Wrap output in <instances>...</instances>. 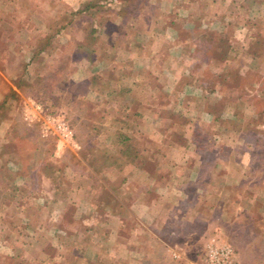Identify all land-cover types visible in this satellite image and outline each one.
<instances>
[{"label":"crops","instance_id":"obj_1","mask_svg":"<svg viewBox=\"0 0 264 264\" xmlns=\"http://www.w3.org/2000/svg\"><path fill=\"white\" fill-rule=\"evenodd\" d=\"M127 4L131 12L107 10L102 21L112 28H97L90 44L68 50L67 80L58 78L66 101L74 102L65 115L78 119V152L63 160L67 182L45 211L53 222L46 244L53 248L38 258L47 264H194L212 233L230 227L231 264H264V249L253 240L258 225L247 221L260 211L254 202L263 179L250 168L256 162L242 141L246 124L239 121L238 137L230 136L210 126L214 109L195 104L232 102L227 89L214 87L216 72H224V87L228 69L239 70L242 86L256 62L263 74L264 60L255 56L264 53V0ZM86 30L78 32L79 42ZM40 31L29 45L13 48L12 40L2 45L8 38L0 29V76L13 75V88L29 65L22 69L17 61L41 51ZM77 84L78 91L68 89ZM222 111L225 120L234 116L230 106Z\"/></svg>","mask_w":264,"mask_h":264},{"label":"rangeland","instance_id":"obj_2","mask_svg":"<svg viewBox=\"0 0 264 264\" xmlns=\"http://www.w3.org/2000/svg\"><path fill=\"white\" fill-rule=\"evenodd\" d=\"M110 7L115 11L121 9L125 13L131 12L128 10L130 6L127 1L123 0H0V17L6 18L4 20L7 22L1 20L0 29L10 39H2H7L5 44L2 43L3 46H9L8 42L11 40L13 48L15 44L22 45L23 41V45H29L35 40L38 26L45 30L40 31L37 38L40 40L41 46L38 49L41 51L33 57L24 56L21 62L17 61L19 68H22V63L29 64L17 79V88L11 87V84L16 82L13 75L10 78L5 77L8 82L0 76L3 81L0 84V92H4L0 101V264H47L37 256L41 250L50 253L53 248L46 244V227L53 222L51 215L45 211L52 204L49 202L59 200L55 195H58L59 190L62 191L64 183L67 182L61 172L63 160L68 156L67 152H78L75 130L78 119L65 115V109L74 108V102L66 101L69 93L63 92L65 85L61 88L56 84L58 78L62 77V82L67 80L68 50L78 48L77 44L86 45L87 41L90 44L89 42L95 40V29L112 28L110 25L106 26V21H102L104 17L108 18L106 12ZM19 17L24 20L19 22ZM82 28L87 29L85 40L79 42L77 36ZM40 33H43L42 37ZM75 33L76 38H73ZM260 51H264V45ZM255 57L264 60V53L256 54ZM255 57L250 58L252 63L256 61ZM2 63L0 61V66ZM15 64L16 61L11 63L13 66ZM256 64L259 68L260 63ZM258 68L254 66L246 72V86L240 85L239 70H227L229 81L226 82V87L223 86L224 72H216V77L210 78L215 84L214 87L227 89L232 102L228 99L225 102L217 100L214 105H207V102L200 100L195 104L209 110L214 109V118H208L210 126L219 125L221 130H229L230 136L238 137L239 129L235 130L234 127L239 121L246 124L247 134L245 130L241 132V140L247 147L248 159H254L256 162L253 161L255 164L250 168L263 179V182L258 183V201L254 202V207H258L260 211L252 213L247 221L258 225L253 240L256 249H264V71L262 70L261 75ZM9 71L14 72L12 68H9L8 73ZM202 74H205V71H202ZM76 87V91L81 88L78 84ZM225 105L233 109L234 116L227 117L229 120L222 118ZM75 108L77 112L80 109ZM27 117H31V120ZM50 117L62 120L73 130L72 142L75 145L70 141L58 139L47 127V118ZM195 136L204 139L203 134ZM234 152L232 156L235 161H239V150L235 149ZM229 228L214 231L212 239L230 243L233 247L231 237L228 238L232 233ZM253 250L254 246L244 252L252 253ZM235 251L234 249L233 252ZM202 255L203 252L198 256V261Z\"/></svg>","mask_w":264,"mask_h":264},{"label":"built area","instance_id":"obj_3","mask_svg":"<svg viewBox=\"0 0 264 264\" xmlns=\"http://www.w3.org/2000/svg\"><path fill=\"white\" fill-rule=\"evenodd\" d=\"M37 108V106H36ZM31 120V117H27ZM26 118V119H27ZM47 127L58 137L64 141L72 142L73 130L69 128L65 122L56 118H47ZM232 247L228 243L218 242L211 239L205 246L203 255L199 261L194 264H231Z\"/></svg>","mask_w":264,"mask_h":264},{"label":"trees","instance_id":"obj_4","mask_svg":"<svg viewBox=\"0 0 264 264\" xmlns=\"http://www.w3.org/2000/svg\"><path fill=\"white\" fill-rule=\"evenodd\" d=\"M123 1H130V0H123ZM134 1H136V0H134ZM72 87H76V86L75 85L74 86H71V87L69 86L68 89H71ZM76 89H77V87H76Z\"/></svg>","mask_w":264,"mask_h":264}]
</instances>
